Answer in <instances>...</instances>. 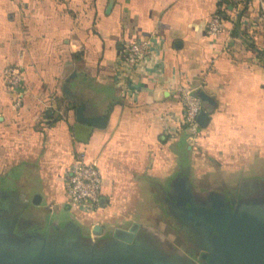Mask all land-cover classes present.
<instances>
[{
    "label": "crops",
    "instance_id": "obj_1",
    "mask_svg": "<svg viewBox=\"0 0 264 264\" xmlns=\"http://www.w3.org/2000/svg\"><path fill=\"white\" fill-rule=\"evenodd\" d=\"M224 10L221 0H0V198L10 212L31 213L46 230L75 220L102 238L146 192L191 179L202 158L225 166L264 156V0L234 1L209 37ZM139 40L154 49L149 70L120 73V54ZM12 66L23 79L16 109L5 81ZM182 84L216 101L192 147ZM80 108L105 126L79 122ZM76 152L100 171L98 207L68 202Z\"/></svg>",
    "mask_w": 264,
    "mask_h": 264
},
{
    "label": "water",
    "instance_id": "obj_2",
    "mask_svg": "<svg viewBox=\"0 0 264 264\" xmlns=\"http://www.w3.org/2000/svg\"><path fill=\"white\" fill-rule=\"evenodd\" d=\"M65 92L70 94L67 86ZM195 96L204 107L197 121L205 128L216 101L201 89L195 91ZM77 120L94 127H104L106 123L105 116L86 118L83 108L77 110ZM177 187L193 197L192 185L185 177L178 176L169 185V190ZM258 204L264 206L256 202L254 206L238 208L234 213L218 208L214 211L194 209L198 211V217L204 215L202 223L217 232L208 247L210 264H264V208ZM191 206L194 208L193 204ZM9 214L12 213L6 207L0 215V264H176L171 260L176 256L170 252L171 258L164 255L151 243L150 235L142 239L135 238L132 232L115 233L110 239L98 241L80 235L71 223L63 228L49 229L50 237L36 232L15 235L12 224L5 219Z\"/></svg>",
    "mask_w": 264,
    "mask_h": 264
},
{
    "label": "rangeland",
    "instance_id": "obj_3",
    "mask_svg": "<svg viewBox=\"0 0 264 264\" xmlns=\"http://www.w3.org/2000/svg\"><path fill=\"white\" fill-rule=\"evenodd\" d=\"M246 159H249V162L246 163ZM201 162H203V165H198V169L194 167L192 177L188 179L194 193L201 198L204 197L203 189H207L208 191L213 189L211 191L222 193L221 186L223 185V181L229 188L236 187L234 190L242 195L243 198L259 197L258 195L264 194V156L254 154L241 160L239 156L235 155L230 157V161L225 163V166L221 164L217 165L218 163L215 161H208V164H206L203 158ZM169 185L166 187L160 186L155 190L153 189V194L146 192L144 201L136 205L134 210L126 215L127 220H118L113 227L107 226L103 234L105 239H110L115 233L132 232L135 238L142 239L150 235L153 241H149L161 249L164 255H170L167 249L168 240L172 241L176 238L175 232L179 227L173 224V230L172 228L169 229V226L163 221H168L170 217L168 214L169 207L166 203L168 200L165 196V190H169ZM5 216V219L12 224V232L17 235L15 233V227L13 226V223L17 221H14L16 216L12 214ZM31 216L32 214L29 213L25 214L23 218L29 219ZM74 219H76L75 215ZM74 221L72 220L67 223L73 224L80 235L85 237H90L91 235V237L96 238L97 235L94 233L95 229L92 225L91 227L85 226L87 228L79 225V228H77L78 225ZM80 222L84 223L83 221ZM165 241H167V244Z\"/></svg>",
    "mask_w": 264,
    "mask_h": 264
},
{
    "label": "built area",
    "instance_id": "obj_4",
    "mask_svg": "<svg viewBox=\"0 0 264 264\" xmlns=\"http://www.w3.org/2000/svg\"><path fill=\"white\" fill-rule=\"evenodd\" d=\"M222 22L223 18L221 15L213 17L207 30L209 37H216L220 34L222 31ZM153 53L154 49L147 41L139 40L132 43L125 47L120 54L118 71L130 76L134 72L141 75L144 74L149 70V62L153 57ZM5 81L11 95L13 97L15 96L13 107L15 109L21 107L24 100V91L20 67H9L5 72ZM123 84V90L130 89L126 79H123ZM177 91L179 101L184 109V124L189 132L188 143L192 147L197 142L202 131V127L198 124L197 119L203 110V105L195 96L196 90L192 87L182 84L178 87ZM135 97L136 92L131 90L128 95L129 100L133 101ZM101 187L102 176L99 169L86 161L84 153L76 152L72 154L69 175L66 182L68 202L74 207H98L101 202Z\"/></svg>",
    "mask_w": 264,
    "mask_h": 264
},
{
    "label": "flooded vegetation",
    "instance_id": "obj_5",
    "mask_svg": "<svg viewBox=\"0 0 264 264\" xmlns=\"http://www.w3.org/2000/svg\"><path fill=\"white\" fill-rule=\"evenodd\" d=\"M185 175H183L184 177ZM223 185L221 186L222 193H218L215 191L203 189L204 197H200L196 195L192 189L193 197H189L185 190L181 191V188H174V190H165V196L167 198V205L169 207V218L165 223L169 229L172 228L173 224H176L179 228L175 232L176 238L172 241H167V249L170 254H174L176 259L171 258V260H175L176 264H210V257L208 255V247L210 241L217 232L210 228L208 225L202 223V215L198 217V211L194 209H198L199 211L203 208L208 210H216L225 209L229 212L234 213L238 208H248V206H254L257 203L264 204V194L258 195L259 197H247L243 198L242 195L237 193L234 189L236 187L229 188L223 181ZM194 205V208H191V205ZM6 205L3 202V199L0 198V215H3V210L6 208ZM263 207V205H257ZM18 212V211H17ZM12 213V212H11ZM16 216V223H13L15 227V233L17 235H27L33 233H40L46 236H49L50 230L40 225H35V222L30 219H24L18 214H13ZM2 218V217H1ZM192 219L196 220L193 221ZM96 235H102V231L100 229H96L94 231ZM50 237V236H49ZM87 238H93L88 237ZM95 240H103L102 238H94ZM149 242V241H148Z\"/></svg>",
    "mask_w": 264,
    "mask_h": 264
},
{
    "label": "trees",
    "instance_id": "obj_6",
    "mask_svg": "<svg viewBox=\"0 0 264 264\" xmlns=\"http://www.w3.org/2000/svg\"><path fill=\"white\" fill-rule=\"evenodd\" d=\"M221 4H224L225 5V10L220 13L221 16H222V18L224 19V15L226 14L227 7L229 5H234V1L233 0H221Z\"/></svg>",
    "mask_w": 264,
    "mask_h": 264
}]
</instances>
